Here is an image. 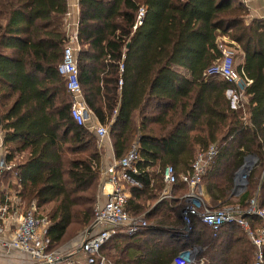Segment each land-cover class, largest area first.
I'll use <instances>...</instances> for the list:
<instances>
[{"label": "trees", "instance_id": "16d2710c", "mask_svg": "<svg viewBox=\"0 0 264 264\" xmlns=\"http://www.w3.org/2000/svg\"><path fill=\"white\" fill-rule=\"evenodd\" d=\"M78 3L82 93L108 128L117 161L138 145L126 210L148 221L140 232H118L99 255L110 264H172L196 247L205 264H255L257 248L237 224L214 232L193 217L188 235H181L187 183L179 179L172 198L162 195L167 167L178 177L187 174L197 155L214 146L202 182L211 209H247L254 198L264 208V21L245 26V11L233 0ZM141 8L145 18L136 26ZM68 16V0H0V129L18 173L17 183L3 175L1 186L19 191L28 206L36 203L49 224V252L92 227L103 165L100 142L73 119L67 81L58 72L70 42ZM221 38L234 43L236 69L251 82L247 102L236 109L227 95L236 86L206 75L222 58ZM249 156L259 162L246 191L233 197Z\"/></svg>", "mask_w": 264, "mask_h": 264}, {"label": "built area", "instance_id": "2783aa9c", "mask_svg": "<svg viewBox=\"0 0 264 264\" xmlns=\"http://www.w3.org/2000/svg\"><path fill=\"white\" fill-rule=\"evenodd\" d=\"M145 14L146 10L141 8L137 15L136 26L142 25ZM68 34L72 46L66 47L58 72L67 81L68 93L72 99L73 119L78 125L93 131L102 148L103 143L110 140V135L108 128L102 125L89 109L82 93L77 65V52L80 50L77 43L78 22L68 24ZM221 49L222 58L207 70L206 75L221 77L236 86V90L227 92L233 108L236 109L240 102L246 101L244 92L251 82L238 73L235 50L225 45ZM119 84L122 86V81ZM4 140L5 134L0 129V246L8 252L15 251L25 255L20 264H75L76 262L69 257L72 253L64 250L48 251L49 224L46 218L39 216L36 203L33 202L28 206L19 191H15L8 185L1 186L3 175L11 174V180L15 183L18 178L16 162L8 159ZM216 154L217 149L214 146L206 152L199 153L192 170L180 177L177 176L173 167H167L163 173L167 189L162 198H172V186L179 179L187 183L190 192L183 197L182 211L187 233L191 230L193 217H200L201 221L214 232H218L223 225L237 224L257 248L255 264H264V208L260 207L257 199L251 200L247 209L239 205L209 209L204 203L202 182ZM138 161V145L134 144L124 158L114 161L110 169L106 171V182H103L102 187L105 201L102 202L99 195L94 209L95 221L92 227L81 235V241L78 243L79 249L87 255L86 264H109L105 257L99 254L114 235L118 232L134 234L148 226L145 219L132 217L126 210L129 194L125 184L133 182L131 174L138 173L136 167ZM249 218L258 219L259 225L254 227ZM4 236L6 238H3ZM197 253V248L183 251L172 264H205L204 261L197 260Z\"/></svg>", "mask_w": 264, "mask_h": 264}, {"label": "crops", "instance_id": "0c3cea01", "mask_svg": "<svg viewBox=\"0 0 264 264\" xmlns=\"http://www.w3.org/2000/svg\"><path fill=\"white\" fill-rule=\"evenodd\" d=\"M68 2H69L68 24L78 22V18H79V3H78V0H68ZM233 5L235 7H241L245 11V14L243 16V23H244L245 26H249L253 21H264V0H233ZM222 40L225 41L226 39L225 38H223V39L221 38V41ZM246 102H247V99H246ZM102 151H103V165H102V174H101V182H100L101 183V191H99V195H100V198L102 199V202H104L105 201V197L102 195V187H103L104 183L106 182L105 173H106V171H108L110 169L112 163L114 161H116L115 156H114V148H113V144H112L111 139L108 140V141H105L103 143ZM258 162H259V157L255 156L256 166H257ZM131 183L133 184L135 182L133 181V182H130V184ZM166 189H167V186H166L165 190ZM202 191H203L204 203L207 206V208L211 209L212 208L211 198L208 195V193H207V191H206L204 186H202ZM232 192H233V190H232ZM242 194L237 195V196H234L233 194H231V195L233 197H239ZM181 219H182V222H183L182 214H181ZM188 233H187V229L185 228L184 232H182L181 235L186 236V235H188ZM3 238H6V236H4ZM80 241H81V236L76 238L75 240H73L69 244L65 245V247L63 249H61V250H64V251L69 252V253H72L69 256V257L72 258V260H73V258H78L79 257L78 254H80L82 252L79 249V247H78V243ZM197 249H198V253L202 250L201 248H197ZM178 255L174 258V260L178 257ZM74 256H76V257H74ZM25 257H26L25 255H23V254H21L19 252H15V251H9L8 252L7 250H4L0 246V260L4 261L6 264H20Z\"/></svg>", "mask_w": 264, "mask_h": 264}, {"label": "water", "instance_id": "95a60500", "mask_svg": "<svg viewBox=\"0 0 264 264\" xmlns=\"http://www.w3.org/2000/svg\"><path fill=\"white\" fill-rule=\"evenodd\" d=\"M129 44L127 49L129 48ZM2 126V116L0 113V127ZM255 163V156H249L246 158L243 167L237 172L235 177V185L232 194L234 196L240 195L247 189L248 186V175L252 172Z\"/></svg>", "mask_w": 264, "mask_h": 264}, {"label": "rangeland", "instance_id": "374dc122", "mask_svg": "<svg viewBox=\"0 0 264 264\" xmlns=\"http://www.w3.org/2000/svg\"><path fill=\"white\" fill-rule=\"evenodd\" d=\"M226 40L225 41H223L222 40V42L224 43V45L225 46H229V47H231V45H233V44H231V41H229V39L228 38H225ZM67 46H72L71 44H70V42H69V44L67 45ZM75 46V45H74ZM237 52V51H236ZM237 55H238V53H237ZM236 65L238 64V59L236 58ZM125 188L127 189V187L125 186ZM99 191H101V183H100V187H99ZM141 218H143V219H145L144 217H141ZM146 220V219H145ZM147 221V220H146ZM148 222V221H147ZM78 256L80 257H78V258H73V261L74 262H76L75 264H86V258H87V255L84 253V252H81L80 254H78ZM74 257H76V256H74ZM82 258V259H81ZM80 261V262H79ZM82 261V262H81ZM0 264H6L4 261H2V260H0Z\"/></svg>", "mask_w": 264, "mask_h": 264}]
</instances>
